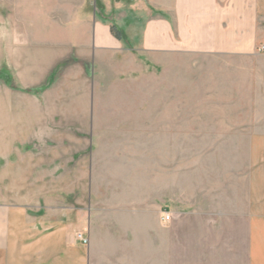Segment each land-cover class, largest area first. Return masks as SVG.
I'll list each match as a JSON object with an SVG mask.
<instances>
[{
  "label": "rangeland",
  "instance_id": "374dc122",
  "mask_svg": "<svg viewBox=\"0 0 264 264\" xmlns=\"http://www.w3.org/2000/svg\"><path fill=\"white\" fill-rule=\"evenodd\" d=\"M254 4L0 0V130L22 178L7 190L81 170L97 215L134 214L162 172L168 260L195 264L199 244V264H246L240 177L264 130Z\"/></svg>",
  "mask_w": 264,
  "mask_h": 264
},
{
  "label": "crops",
  "instance_id": "0c3cea01",
  "mask_svg": "<svg viewBox=\"0 0 264 264\" xmlns=\"http://www.w3.org/2000/svg\"><path fill=\"white\" fill-rule=\"evenodd\" d=\"M254 3L256 17L264 18V0ZM248 136L244 172L240 177L239 215L245 221V263L264 264V130L254 129ZM9 156L7 134L0 130V183L3 184H0V264L173 262L167 254L168 221L162 220L163 214L170 212L161 205V195L165 198V189L161 188L166 181L162 172L153 182L152 179L145 182V199L138 213L100 216L87 190V174L81 170L77 175L41 174L32 179L36 183H62L56 188L41 186L30 192L8 191L7 182L22 181L17 172L21 162ZM12 167L16 169L8 171ZM152 185L159 192L151 197ZM78 232H84L88 244L76 238ZM127 232L133 234L132 238L127 237ZM196 250L192 262L199 264V244ZM177 263L182 264V259L174 260L173 264Z\"/></svg>",
  "mask_w": 264,
  "mask_h": 264
},
{
  "label": "built area",
  "instance_id": "2783aa9c",
  "mask_svg": "<svg viewBox=\"0 0 264 264\" xmlns=\"http://www.w3.org/2000/svg\"><path fill=\"white\" fill-rule=\"evenodd\" d=\"M171 217H172L171 214L168 213V212H166V213L163 214V216H162V220H163V221H169V220H171ZM76 238H77L78 240L82 241L84 244H88V243H89V238H87V237L85 236L84 232H78V233L76 234Z\"/></svg>",
  "mask_w": 264,
  "mask_h": 264
}]
</instances>
